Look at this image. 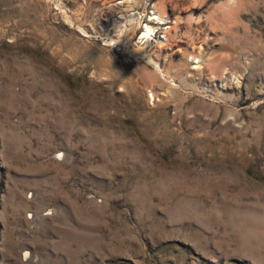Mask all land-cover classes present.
Masks as SVG:
<instances>
[{
	"label": "rangeland",
	"instance_id": "374dc122",
	"mask_svg": "<svg viewBox=\"0 0 264 264\" xmlns=\"http://www.w3.org/2000/svg\"><path fill=\"white\" fill-rule=\"evenodd\" d=\"M0 264H264V0H0Z\"/></svg>",
	"mask_w": 264,
	"mask_h": 264
},
{
	"label": "bare ground",
	"instance_id": "6f19581e",
	"mask_svg": "<svg viewBox=\"0 0 264 264\" xmlns=\"http://www.w3.org/2000/svg\"><path fill=\"white\" fill-rule=\"evenodd\" d=\"M153 31H154V28L152 26L146 25L145 29H144L143 36L146 37V38H149L153 34ZM166 41H167V39H166Z\"/></svg>",
	"mask_w": 264,
	"mask_h": 264
}]
</instances>
